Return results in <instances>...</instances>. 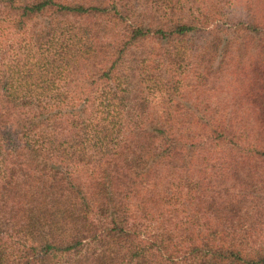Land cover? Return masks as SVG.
I'll return each mask as SVG.
<instances>
[{"label":"trees","instance_id":"obj_1","mask_svg":"<svg viewBox=\"0 0 264 264\" xmlns=\"http://www.w3.org/2000/svg\"><path fill=\"white\" fill-rule=\"evenodd\" d=\"M0 0V264H264V0Z\"/></svg>","mask_w":264,"mask_h":264},{"label":"rangeland","instance_id":"obj_2","mask_svg":"<svg viewBox=\"0 0 264 264\" xmlns=\"http://www.w3.org/2000/svg\"><path fill=\"white\" fill-rule=\"evenodd\" d=\"M230 4L228 7V10L232 13H237L240 11V8H242V0H229Z\"/></svg>","mask_w":264,"mask_h":264}]
</instances>
